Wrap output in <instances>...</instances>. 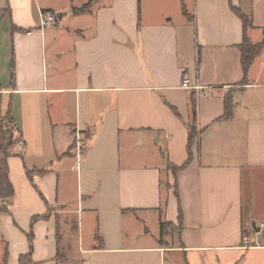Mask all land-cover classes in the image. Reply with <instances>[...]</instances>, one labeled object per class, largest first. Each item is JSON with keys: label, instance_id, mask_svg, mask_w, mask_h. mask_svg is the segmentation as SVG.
<instances>
[{"label": "crops", "instance_id": "0c3cea01", "mask_svg": "<svg viewBox=\"0 0 264 264\" xmlns=\"http://www.w3.org/2000/svg\"><path fill=\"white\" fill-rule=\"evenodd\" d=\"M27 3L32 30L13 25L0 0L1 116L23 145L6 159L14 193L0 198V264H264L253 230L264 229V48L243 84L232 10L260 43L264 0H93L74 13L81 27L48 44L41 12L61 21L64 1ZM192 101L198 135L173 173L166 164L188 158ZM160 222L170 224L162 235ZM171 230L174 245L163 238Z\"/></svg>", "mask_w": 264, "mask_h": 264}, {"label": "rangeland", "instance_id": "374dc122", "mask_svg": "<svg viewBox=\"0 0 264 264\" xmlns=\"http://www.w3.org/2000/svg\"><path fill=\"white\" fill-rule=\"evenodd\" d=\"M51 1V5L57 6V5H63L59 4L60 1H64V10L68 11L66 16L59 21V19L56 17L55 15V21L52 25L48 26L46 28L47 30V36H46V40H47V44L49 42V39H54V36H56L57 34H61L62 32H64L63 34H66V32L68 30H73L72 28H76V27H81L84 22L83 16H76L71 10L72 7L75 6H80L83 3H86L87 0H50ZM58 1V4H56V2ZM55 2V3H54ZM28 6L27 0L26 3L24 2V0H9V4L7 5V7L9 8V10L11 9V13L10 17L11 18V22L12 24H16L18 27H21L25 30H32L34 28V23H36L37 21L39 22L38 19V15L36 13V7L33 3V10L30 9L29 7V13L26 12L25 8ZM6 7V8H7ZM60 10V11H64V10ZM56 14V12H54ZM5 18L4 21L2 22V28H6L8 29V20L9 18ZM1 23V22H0ZM22 23V24H20ZM33 24V25H32ZM4 25V27H3ZM66 31V32H65ZM20 36H23L22 33L23 32H19ZM7 51H9V48L11 47V44L9 41H7ZM65 43H67V41H64L63 37L61 39V43H60V38L57 42V44L59 45L58 47L54 46L53 44H50L49 46V56L50 59H48V65L50 66L52 64V62H54V58H55V54L60 53L57 52L59 51L58 49H61L60 47H64ZM13 45V43H12ZM57 57V55H56ZM61 64L66 65V63H68V56L65 55L64 57H62L60 60H58ZM50 71V69H49ZM0 83H2V85H5L0 76ZM5 97H2V100H0V116L2 115L3 112V106L5 105ZM1 132L6 133L5 134V140H2L3 138L1 137ZM8 138H9V143H8ZM17 139L16 136V132L14 130L13 124L10 123L8 117L5 116H1L0 117V141L6 145L7 143L9 145H11L12 142H15ZM19 143V141L17 142ZM16 144V143H15ZM14 146V145H13ZM12 146V147H13ZM11 147V149H12ZM162 183L164 184V176L162 179ZM164 188V187H163ZM6 207V205L4 203H0V211L4 210ZM146 225L147 227L150 229L151 232H157L158 229V224L156 222L155 219L148 217V219L146 220ZM128 226H132V222L128 221L126 222V227ZM134 227L138 226L140 228L144 229V226L142 224H138V225H133ZM177 232L176 231H168L167 236H163V238H166V240L169 242L171 241L172 244L174 245V243H176V239H177ZM171 236L172 239H169L167 237ZM0 243V250L3 248V244ZM169 244V243H168Z\"/></svg>", "mask_w": 264, "mask_h": 264}, {"label": "trees", "instance_id": "16d2710c", "mask_svg": "<svg viewBox=\"0 0 264 264\" xmlns=\"http://www.w3.org/2000/svg\"><path fill=\"white\" fill-rule=\"evenodd\" d=\"M93 0H88L86 3L82 4L79 7H72L71 11L75 14L79 13H84L86 11H89V7L91 5ZM233 12L241 19L242 25H243V40L240 45H238L240 54H241V65H242V70H243V84L247 83V72L248 69L255 58L257 54L260 53V51L264 48V40L260 43H252L249 38L246 35V31L248 28L252 27L251 21L249 17L244 14L240 9L235 8L232 6ZM45 12V11H43ZM184 13L187 15L186 11L184 10ZM13 77V71H11V78ZM225 111L223 118H229L231 116V110H232V105L231 101L228 97L225 98ZM169 108L173 111V113L176 115L177 118L179 117V114L177 111L167 104ZM192 106V124L187 125V152H188V158L187 160L181 165V166H174L172 164L167 163L166 167L167 169H170L173 173H176L180 169L186 167L188 163L190 162L191 159V152L190 148L195 140V138L198 135L197 127H196V108L194 105V102H191ZM11 123V122H10ZM12 124V123H11ZM16 132V131H15ZM5 134L4 132H1V137L3 138L2 140H5ZM20 140L19 137H17L15 142H12L11 145H9V138H8V143L4 145L0 141V198H10L13 196V187L7 177V162L6 159L10 155V149L11 147L18 141ZM27 175H29V172H27ZM167 225H170L165 222H160V234L162 235L164 233V230ZM29 262V255H23L20 256L19 258V264H27Z\"/></svg>", "mask_w": 264, "mask_h": 264}, {"label": "built area", "instance_id": "2783aa9c", "mask_svg": "<svg viewBox=\"0 0 264 264\" xmlns=\"http://www.w3.org/2000/svg\"><path fill=\"white\" fill-rule=\"evenodd\" d=\"M55 21V14L50 12V11H45V12H41V27L44 26H50L54 23ZM189 78L185 75L183 76V80H182V86L184 88H188L189 87ZM19 149H21L23 147L22 143L20 142L18 144Z\"/></svg>", "mask_w": 264, "mask_h": 264}, {"label": "water", "instance_id": "95a60500", "mask_svg": "<svg viewBox=\"0 0 264 264\" xmlns=\"http://www.w3.org/2000/svg\"><path fill=\"white\" fill-rule=\"evenodd\" d=\"M56 16H57L58 19H60L61 16H62V13L59 12V13L56 14ZM253 230H254L255 233H256L257 240H258L259 242H261V239H262V237L264 236V229H262V228L256 226L255 224H253Z\"/></svg>", "mask_w": 264, "mask_h": 264}]
</instances>
